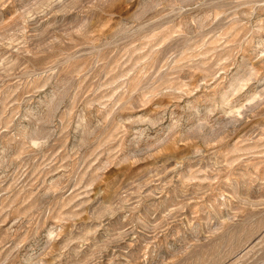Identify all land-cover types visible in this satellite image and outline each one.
Listing matches in <instances>:
<instances>
[{
  "label": "rangeland",
  "instance_id": "obj_1",
  "mask_svg": "<svg viewBox=\"0 0 264 264\" xmlns=\"http://www.w3.org/2000/svg\"><path fill=\"white\" fill-rule=\"evenodd\" d=\"M0 264H264V0H0Z\"/></svg>",
  "mask_w": 264,
  "mask_h": 264
}]
</instances>
